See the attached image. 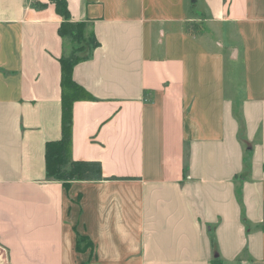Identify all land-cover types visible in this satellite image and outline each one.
<instances>
[{"label": "crops", "instance_id": "crops-1", "mask_svg": "<svg viewBox=\"0 0 264 264\" xmlns=\"http://www.w3.org/2000/svg\"><path fill=\"white\" fill-rule=\"evenodd\" d=\"M66 2L97 43L71 158L123 179L46 177L73 45L48 0H0V264H264V0Z\"/></svg>", "mask_w": 264, "mask_h": 264}, {"label": "trees", "instance_id": "trees-1", "mask_svg": "<svg viewBox=\"0 0 264 264\" xmlns=\"http://www.w3.org/2000/svg\"><path fill=\"white\" fill-rule=\"evenodd\" d=\"M54 6L55 12L63 21L58 27L60 37L67 38L73 45L72 52L59 60L60 64V87H61V138L58 141H51L45 145V172L48 179L59 181L64 188H68L73 181L98 182L102 180H117L123 178H105L102 175V168L99 162L75 161L71 158L72 146V106L78 101H94L81 86L74 82L72 71L76 64L91 57V51L97 46L94 38L88 39L84 36L85 25L74 23L71 20L66 0H48ZM35 9L43 7L35 3ZM197 27L193 23L186 25V31L193 33ZM87 43L88 52L84 55L81 44ZM240 141L246 151H250V145L243 137V129L240 132ZM247 165V160L245 162ZM214 246L213 239L211 240ZM79 245V239L77 242ZM212 264H221L219 259H214Z\"/></svg>", "mask_w": 264, "mask_h": 264}, {"label": "rangeland", "instance_id": "rangeland-1", "mask_svg": "<svg viewBox=\"0 0 264 264\" xmlns=\"http://www.w3.org/2000/svg\"><path fill=\"white\" fill-rule=\"evenodd\" d=\"M197 26H199V25H197ZM81 46H83L84 51L80 52L79 54L84 55V54H86V52H88V45H87V43L86 44L83 43V44H81Z\"/></svg>", "mask_w": 264, "mask_h": 264}]
</instances>
